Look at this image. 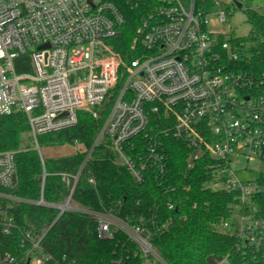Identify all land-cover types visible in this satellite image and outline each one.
Listing matches in <instances>:
<instances>
[{
  "label": "built area",
  "instance_id": "1",
  "mask_svg": "<svg viewBox=\"0 0 264 264\" xmlns=\"http://www.w3.org/2000/svg\"><path fill=\"white\" fill-rule=\"evenodd\" d=\"M221 2L0 0V115L27 116L33 148L44 164L40 135L74 126L80 111L98 116L108 110L97 142H110L138 184L150 172L165 174V139L181 140L188 166L203 156L216 160L207 185L234 194L230 218L219 224L236 235V249L216 264H264V209L257 203L264 172L242 180L232 166L240 155L264 160V73L240 69V46L208 29V16ZM227 11L217 13L220 22ZM131 14L139 23L127 60L117 45ZM17 60L20 66L29 63L31 71L19 72ZM16 153L0 150V264H74L46 248L52 225L18 222L14 207L24 201L92 215L101 238L124 233L135 244L140 264H168L154 242L151 226L160 228L154 220L74 205L84 165L77 174L61 173L70 187L63 203L45 199V168L39 199L8 191L17 182ZM16 241L22 252L4 249ZM129 257L120 252L111 264H127Z\"/></svg>",
  "mask_w": 264,
  "mask_h": 264
},
{
  "label": "trees",
  "instance_id": "2",
  "mask_svg": "<svg viewBox=\"0 0 264 264\" xmlns=\"http://www.w3.org/2000/svg\"><path fill=\"white\" fill-rule=\"evenodd\" d=\"M135 12V11H131ZM252 25L246 36H231L240 46L238 67L256 76L264 73V13L246 9ZM129 17L119 37L117 50L128 60L127 48L135 37L138 16ZM27 58V56L25 57ZM19 72L31 71L28 63ZM108 110L98 116L87 111L79 112V120L72 127L39 136L42 147L63 144L83 145V149L58 157H45L44 164L33 146H21V136L29 131L27 116L22 112L0 115V150H16L17 182L8 191L29 200L41 196L44 168L47 172L44 197L48 202L63 203L70 187L61 173L77 174L84 168L76 185L72 202L92 209H115L124 217L136 219L141 215L157 222L152 227L154 242L168 264H216L228 252L236 249L235 234L220 231L217 224L230 218V203L234 194L215 190L207 185L211 166L217 161L203 156L193 167L188 166L189 151L178 139L167 137V170L157 176L147 174L143 184L134 181L123 166L115 149L106 139L97 142ZM94 178L96 184L90 181ZM264 179V177H263ZM176 207L170 208L169 202ZM257 203L264 209V193ZM21 225L28 221L38 225H52L45 238L46 248L57 256L66 255L74 264H111L120 252L130 254L127 264H140L137 248L124 233L104 239L98 235L96 217L72 210L60 213L58 208L21 202L14 207ZM10 237L7 238V240ZM4 249L22 252L13 242Z\"/></svg>",
  "mask_w": 264,
  "mask_h": 264
},
{
  "label": "rangeland",
  "instance_id": "3",
  "mask_svg": "<svg viewBox=\"0 0 264 264\" xmlns=\"http://www.w3.org/2000/svg\"><path fill=\"white\" fill-rule=\"evenodd\" d=\"M222 4L217 5L213 12L208 16V29L212 32L222 33L226 38L235 36H246L252 29L251 23L248 21L246 9L249 7H260L264 10V0H237L243 4V7H238L235 0H221ZM228 10L227 19L224 22L219 21L218 12L220 10ZM217 11V12H214ZM33 146L29 132H24L21 136V146ZM83 145L78 144H63L56 146L43 145L42 151L45 157H58L74 153L77 150L83 149ZM232 166L237 172V175L242 180H255L260 172H264V160L256 158L248 160L246 156L240 155L232 158ZM211 187L214 188L212 184ZM234 223H239L238 218H234ZM217 228L223 232H229L231 229L224 224H219Z\"/></svg>",
  "mask_w": 264,
  "mask_h": 264
},
{
  "label": "water",
  "instance_id": "4",
  "mask_svg": "<svg viewBox=\"0 0 264 264\" xmlns=\"http://www.w3.org/2000/svg\"><path fill=\"white\" fill-rule=\"evenodd\" d=\"M237 6L242 8V7H243V4H242L241 2H238V1H237ZM16 179H17V178H16V176H15V181H16Z\"/></svg>",
  "mask_w": 264,
  "mask_h": 264
}]
</instances>
